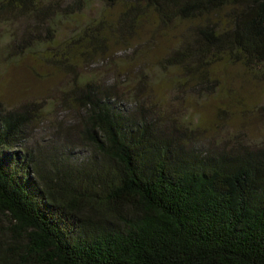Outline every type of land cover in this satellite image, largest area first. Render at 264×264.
<instances>
[{
	"label": "trees",
	"instance_id": "obj_1",
	"mask_svg": "<svg viewBox=\"0 0 264 264\" xmlns=\"http://www.w3.org/2000/svg\"><path fill=\"white\" fill-rule=\"evenodd\" d=\"M97 3L121 5L120 28L180 31L165 70L235 63L264 80V0H0L3 55L100 41L84 19ZM94 78L73 90V140L0 104V264H264V141L198 146Z\"/></svg>",
	"mask_w": 264,
	"mask_h": 264
},
{
	"label": "rangeland",
	"instance_id": "obj_2",
	"mask_svg": "<svg viewBox=\"0 0 264 264\" xmlns=\"http://www.w3.org/2000/svg\"><path fill=\"white\" fill-rule=\"evenodd\" d=\"M122 10L119 4L97 3L86 14V21L103 22L102 37L93 43L96 49L83 41L68 45L58 41L39 55L8 59L0 37L2 107L27 105L34 136L49 139L55 134L63 140L66 135L73 140L79 109L73 90L78 91L81 78L95 75V80L115 85L121 100L128 98L124 103L131 112L143 104L147 116L159 113L165 124L179 127L198 146L264 141V80L235 63L214 65L201 77L165 70L161 63L181 42L180 31L160 29L152 16L132 29L120 28ZM76 141L74 155L82 161L88 152Z\"/></svg>",
	"mask_w": 264,
	"mask_h": 264
}]
</instances>
